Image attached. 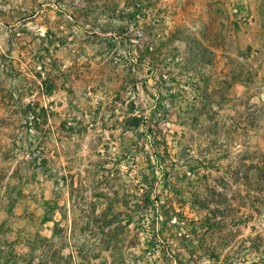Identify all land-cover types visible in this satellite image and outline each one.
Masks as SVG:
<instances>
[{
    "label": "rangeland",
    "instance_id": "1",
    "mask_svg": "<svg viewBox=\"0 0 264 264\" xmlns=\"http://www.w3.org/2000/svg\"><path fill=\"white\" fill-rule=\"evenodd\" d=\"M0 264H264V0H0Z\"/></svg>",
    "mask_w": 264,
    "mask_h": 264
},
{
    "label": "trees",
    "instance_id": "2",
    "mask_svg": "<svg viewBox=\"0 0 264 264\" xmlns=\"http://www.w3.org/2000/svg\"><path fill=\"white\" fill-rule=\"evenodd\" d=\"M39 76L41 77L40 74H39ZM43 83L46 84V86H47V87H46V91H47V93H51V91H52V87H53L52 84H51V83L48 84V79H44V80H43Z\"/></svg>",
    "mask_w": 264,
    "mask_h": 264
},
{
    "label": "crops",
    "instance_id": "3",
    "mask_svg": "<svg viewBox=\"0 0 264 264\" xmlns=\"http://www.w3.org/2000/svg\"><path fill=\"white\" fill-rule=\"evenodd\" d=\"M209 1H212V2H213L214 0H208V2H209ZM222 1H225V0H222ZM227 1H228V0H227Z\"/></svg>",
    "mask_w": 264,
    "mask_h": 264
}]
</instances>
